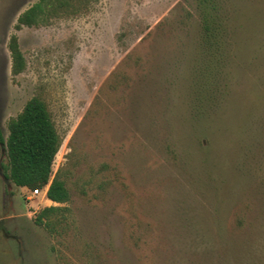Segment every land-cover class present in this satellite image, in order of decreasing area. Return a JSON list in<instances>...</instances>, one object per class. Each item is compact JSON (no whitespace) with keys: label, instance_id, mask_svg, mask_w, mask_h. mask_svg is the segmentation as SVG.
Masks as SVG:
<instances>
[{"label":"rangeland","instance_id":"rangeland-1","mask_svg":"<svg viewBox=\"0 0 264 264\" xmlns=\"http://www.w3.org/2000/svg\"><path fill=\"white\" fill-rule=\"evenodd\" d=\"M32 98L69 201L0 172V264H264V0H0L5 140Z\"/></svg>","mask_w":264,"mask_h":264},{"label":"trees","instance_id":"trees-1","mask_svg":"<svg viewBox=\"0 0 264 264\" xmlns=\"http://www.w3.org/2000/svg\"><path fill=\"white\" fill-rule=\"evenodd\" d=\"M42 8L39 4L24 12L16 29L34 24L33 18ZM9 50L12 57V73L19 75L25 70L26 61L20 50L17 35H12ZM8 127L7 140L0 133V144L5 147L7 156V163H1L3 176L16 187L27 188L35 194L48 187L46 196L51 203L68 202L69 193L64 182L58 176L50 182L52 165L60 149V139L43 101L39 98L30 99L22 112L9 121ZM59 208L46 206L38 214L36 221L42 224L49 213Z\"/></svg>","mask_w":264,"mask_h":264},{"label":"water","instance_id":"water-1","mask_svg":"<svg viewBox=\"0 0 264 264\" xmlns=\"http://www.w3.org/2000/svg\"><path fill=\"white\" fill-rule=\"evenodd\" d=\"M0 145L2 146L3 155H5L6 154V149H5V147L2 144H0ZM0 172H1L2 177L8 182V188H9V190H11V185H10L9 181L3 176L1 164H0Z\"/></svg>","mask_w":264,"mask_h":264},{"label":"crops","instance_id":"crops-1","mask_svg":"<svg viewBox=\"0 0 264 264\" xmlns=\"http://www.w3.org/2000/svg\"><path fill=\"white\" fill-rule=\"evenodd\" d=\"M9 181V180H8ZM9 183H10V181H9ZM10 185H11V183H10ZM19 188V187H18ZM19 189H27V188H19Z\"/></svg>","mask_w":264,"mask_h":264},{"label":"built area","instance_id":"built-area-1","mask_svg":"<svg viewBox=\"0 0 264 264\" xmlns=\"http://www.w3.org/2000/svg\"><path fill=\"white\" fill-rule=\"evenodd\" d=\"M36 194H38V193H36Z\"/></svg>","mask_w":264,"mask_h":264}]
</instances>
